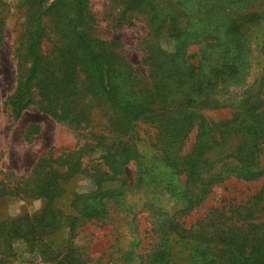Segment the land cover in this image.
Listing matches in <instances>:
<instances>
[{"label":"rangeland","instance_id":"1","mask_svg":"<svg viewBox=\"0 0 264 264\" xmlns=\"http://www.w3.org/2000/svg\"><path fill=\"white\" fill-rule=\"evenodd\" d=\"M54 1L0 0V264L217 262L210 249L198 257L199 252L187 249L174 234L164 235L171 222L158 227L181 208L178 198L186 172L175 161L191 149L196 124L186 138L182 134L174 138L170 131L178 128L176 114L183 110L201 114L216 127L213 138L219 142L220 154L215 157L219 162L212 173L223 168L222 176L227 175L212 184L189 214H180L176 225L189 228L213 208L228 213L264 186V174L244 180L231 171L229 162H249L251 150L240 148V135L227 141L220 137L227 132L225 122L249 102H254L255 112L264 110V103L259 108L254 99L259 90L264 96V0H258L261 17L238 18L244 27L235 29L244 37L245 51L235 61L228 60L215 41H186L188 36L181 32L187 20L194 24L195 15L200 20L206 17L193 15L187 3L178 6L182 12L173 9L176 19L171 23V17L148 22L141 12L122 19L125 1L131 0H84V29L119 58L118 93L112 99L100 90L92 71L82 73L81 68L60 75L67 68L63 60L56 69L59 75L52 74L55 86L42 72L21 89L32 62L27 54L31 35L39 36L38 51L47 56L61 47L68 23L75 20L72 0L58 1L42 14ZM167 1L177 5L178 0ZM193 5L194 11L199 9ZM223 12L219 32L231 20L229 9ZM207 42L218 47L210 48ZM148 45L167 51L166 62L172 64L169 78L150 75L149 66L161 63L149 56L153 50L147 51ZM204 48L214 52L204 57ZM182 56L200 65L193 72L209 73L215 84L211 90L222 100L219 107L193 105V97H187L192 84L185 83L173 64ZM237 70L239 79L227 85L229 94L223 96L225 74ZM163 80L168 84L161 88ZM196 82L192 92L199 93ZM260 117L264 126V115ZM234 119L236 123L238 118ZM127 150L132 154L129 161ZM259 160L264 164V149ZM225 163L231 165L224 169ZM123 185V195L108 196V189ZM237 218L234 222L240 223L242 218Z\"/></svg>","mask_w":264,"mask_h":264},{"label":"trees","instance_id":"2","mask_svg":"<svg viewBox=\"0 0 264 264\" xmlns=\"http://www.w3.org/2000/svg\"><path fill=\"white\" fill-rule=\"evenodd\" d=\"M58 1L60 2L61 0L52 2L42 14L53 9ZM168 2L167 0L125 1L121 18L128 20L133 14L141 12L146 15L148 22L152 21L153 18L163 19L171 17L170 22L172 23V21L176 19L175 16L174 19H172L173 9L177 8L181 11L179 8H183L187 3L189 7L188 11L193 12V15L202 14L206 17L200 20L198 16L195 15L194 24H192L190 20H187L183 32H181V34L186 35V37L188 36V40L186 41L193 43L201 40L215 41L221 44L219 46L223 54L230 61H235L238 57L242 58L241 54L245 51L241 43L244 37L240 30L235 29V27H244L238 18L253 16L254 18H259L263 13V10H259L258 8V0H178L177 5L168 4ZM195 3L197 7H199L196 11L193 10V4ZM72 6L75 11V20L68 23L69 31H64L63 38L65 41L61 43L59 49L53 50L52 53H49L47 56L42 55L37 48L39 36L31 35L27 54L31 57L32 62L24 86L21 87V89L28 87L30 85L29 83L36 79L38 74L42 72H46L50 75V82H53V86H55L57 78H53L52 74L59 75L56 69L61 65L60 61L63 60L67 68H63L60 75H65L70 70L77 73V69L81 68L82 73H89L92 71L94 74L93 79L97 80L100 90L103 91L108 98L112 99L118 93L116 92L115 79L118 75L119 58L107 48H102L98 44L100 41L96 40L84 29V0H72ZM226 9H229L228 16L231 18L230 24H226V26L222 28V32H219L218 21L221 15H223V11ZM78 23H80L79 26L77 25ZM192 26H194V28H192ZM195 28H198V30L194 35ZM218 44L207 42L206 46L213 48V46L218 47ZM151 49L153 53H149V56L153 58L154 62H160L161 64L155 67L149 66L150 75L154 73L156 78H169L172 64L166 62L168 61L167 51L155 49L153 45H148L147 51ZM202 51L204 57H206L208 53L214 52V50L208 48H204ZM203 60L210 59L203 58ZM173 64L175 69L177 67L178 71H180V77L185 79V83L190 82L192 84V86H187L188 92L186 95L187 97H193L191 100L195 102L193 105L199 104L204 107L209 106V108L220 106L222 100L215 94V90H211V88H215V84H213L210 79L209 73L201 69L196 73L193 72V69H199L200 65L190 63L188 59L183 56L178 58V63L175 60ZM226 68L230 69V66ZM244 73L245 72H243V74ZM240 75V70L225 74V80L223 79L224 81L221 82L220 89L222 90L221 94L223 96H228V90L225 88L228 84L236 83ZM194 77H196L195 80L197 81L196 85L199 93L192 92L193 85H195V80L193 81ZM162 83L163 85L161 88L168 84L164 80ZM150 89H152V85H150ZM254 96V99H258L259 108L262 107L264 96H262L261 90L257 91ZM253 106L254 102L251 101L248 103L247 108H240L239 113L234 117L238 118V121L234 123V118L233 120L226 121L225 128L227 132L220 134V137H222L224 141H227L228 138L238 133L243 141L240 148H250L249 162H229L233 165L231 171H235L237 176L244 180H251L264 174V164L259 160V154L262 149H264V147H262L264 144V126L260 117L264 115V110L255 112ZM134 108V105L131 106L132 110H130V112L132 114L135 113ZM142 109L144 110L145 108L143 107ZM183 111L182 113L176 114L178 128H172L170 132L173 133L174 138L179 137L181 134L183 138H186L191 128L196 124V136L191 149L184 153L183 156L178 157L175 161V165L183 167L182 171L186 172L184 185L180 190V196L178 198L181 202V208L175 211L174 217H168L163 221V224L158 223L159 229H162L168 221L171 222L168 224L170 230L165 229L164 235L174 234L180 242L186 245L187 249L190 248L192 252H199L197 254L198 257L206 254L207 249H210L208 252H212L214 256L217 255V262L216 260H212L211 264H264V218L261 219L264 215V186L251 195L243 204H238L229 209L228 213L225 212V210L213 208L211 214L207 215L208 217L197 221L196 224L189 228L176 225L178 223L176 218H178L180 214H189L206 198L212 184L227 176H222V174L225 173L223 168L219 172L216 171L212 173V170L215 169V165L219 162L215 157L220 154L218 147L219 142L213 138V131L214 129L216 130V127L213 126V128L210 126L198 112ZM127 126L129 125L127 124ZM126 152L128 153L126 161H129V159L132 158V154L128 150ZM137 154L136 151L135 156H137ZM104 158L107 159L108 157L104 156ZM231 164L225 163L224 169H227L225 166ZM248 168L253 169L251 173L247 170ZM102 172L109 175L107 170ZM108 190L109 197L121 196L125 192V186L123 185V187L120 188L111 187ZM106 192L107 190L104 191V194ZM101 207L103 208V206ZM231 210L232 212H230ZM213 211L218 214H213ZM101 212L102 209L97 211V213ZM233 212H235L236 215H234ZM237 217L242 218L240 223L234 222V219Z\"/></svg>","mask_w":264,"mask_h":264}]
</instances>
